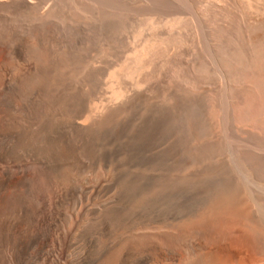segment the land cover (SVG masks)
<instances>
[{"label": "bare ground", "instance_id": "6f19581e", "mask_svg": "<svg viewBox=\"0 0 264 264\" xmlns=\"http://www.w3.org/2000/svg\"><path fill=\"white\" fill-rule=\"evenodd\" d=\"M263 118L264 0H0V264H264Z\"/></svg>", "mask_w": 264, "mask_h": 264}, {"label": "rangeland", "instance_id": "374dc122", "mask_svg": "<svg viewBox=\"0 0 264 264\" xmlns=\"http://www.w3.org/2000/svg\"><path fill=\"white\" fill-rule=\"evenodd\" d=\"M48 6L49 5H47L46 7H47V9H45V10H47V13L49 14V16L50 17H54L55 18V16H58V15H60V16H62V18L63 17H65L66 15H68L69 13H75V12H73L72 11V9H69V8H56V9H54V10H52V11H56L55 13H53V12H50L51 10H50V8H48ZM58 10V11H57ZM65 10V11H64ZM67 10H69V11H67ZM60 11V12H59ZM41 13H43V10H41L40 11ZM59 13V14H58ZM55 14V15H54ZM63 14V15H62ZM73 15H75V14H73ZM35 16V17H34ZM38 16H39V14H37V13H34V15L33 14H31L30 15V18H32V19H37L38 18ZM38 38V37H37ZM31 40H32V38H30L29 37V40L27 39L26 40V46L29 48L30 47V45H31ZM41 39H39L38 38V40L37 39H35L34 41V43H35V46H33V48H34V50H37L38 48V51L40 52V58H42L41 60H34V59H31L32 57L30 56V54L26 51V53H23V55H19V54H16V55H14V58H13V62H10L9 60H7V59H5L4 60V63L7 65V66H9V67H11L12 68V70H13V74L16 76V77H22L23 78V76L26 74V72L27 73H33V72H38L37 73V75H38V77H37V79H39V80H44V79H49V77H50V73H49V71H50V68L52 67V65H53V58H54V55H53V49H55V47H54V43H52L51 44V42H50V39H48V37L47 38H44V39H42L41 41H42V43L43 44H45L44 45V47H43V44L41 45L40 44V41ZM33 41V40H32ZM50 43V44H49ZM41 45V46H40ZM52 45V46H51ZM50 47V48H49ZM52 47H53V49H52ZM128 47V46H127ZM127 47H124L123 48V50L125 49V50H127L126 48ZM129 48H130V46H129ZM129 48H128V50H129ZM42 50V51H41ZM124 50V51H125ZM127 50V51H128ZM52 55V56H51ZM102 56V55H101ZM143 56V55H142ZM145 57L146 56H144V57H142V58H144L145 59ZM52 60V61H51ZM62 61V62H61ZM66 62L67 61H65V57H64V55H61L60 56V61H59V63H60V71H62V73H63V68H64V66H66ZM52 64V65H51ZM63 67H62V66ZM45 71V72H44ZM44 73V74H43ZM41 75V76H40ZM40 76V77H39ZM44 78V79H43ZM181 78H182V76H181ZM181 78H179L180 80H181ZM51 79V78H50ZM51 81V80H50ZM200 85H202V83L200 82L199 83ZM18 104V103H17ZM264 119V118H263ZM246 126V125H245ZM219 129V130H218ZM218 131V132H217ZM216 132L217 133H221V134H224V132H223V130H222V127H221V125L219 126V128H217V130H216ZM253 147H256V146H253ZM258 150H260V151H262V152H264V147L263 148H257ZM238 155H240V153H238ZM250 173H251V171H250Z\"/></svg>", "mask_w": 264, "mask_h": 264}]
</instances>
